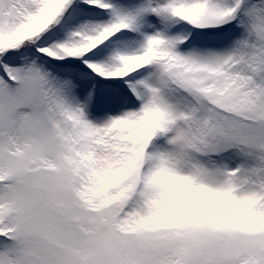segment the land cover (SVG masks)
I'll return each mask as SVG.
<instances>
[{
  "label": "snow or ice",
  "instance_id": "snow-or-ice-1",
  "mask_svg": "<svg viewBox=\"0 0 264 264\" xmlns=\"http://www.w3.org/2000/svg\"><path fill=\"white\" fill-rule=\"evenodd\" d=\"M0 264H264V0H0Z\"/></svg>",
  "mask_w": 264,
  "mask_h": 264
}]
</instances>
